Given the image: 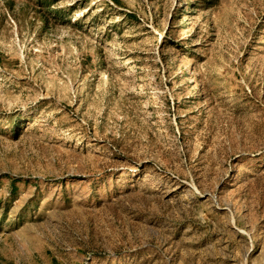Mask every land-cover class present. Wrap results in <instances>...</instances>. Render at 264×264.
I'll use <instances>...</instances> for the list:
<instances>
[{
    "label": "rangeland",
    "instance_id": "374dc122",
    "mask_svg": "<svg viewBox=\"0 0 264 264\" xmlns=\"http://www.w3.org/2000/svg\"><path fill=\"white\" fill-rule=\"evenodd\" d=\"M0 264H264V0H0Z\"/></svg>",
    "mask_w": 264,
    "mask_h": 264
},
{
    "label": "bare ground",
    "instance_id": "6f19581e",
    "mask_svg": "<svg viewBox=\"0 0 264 264\" xmlns=\"http://www.w3.org/2000/svg\"><path fill=\"white\" fill-rule=\"evenodd\" d=\"M187 69H188V66H187Z\"/></svg>",
    "mask_w": 264,
    "mask_h": 264
}]
</instances>
